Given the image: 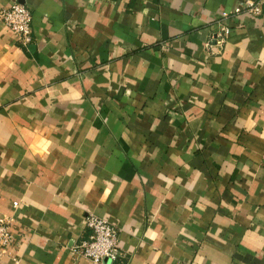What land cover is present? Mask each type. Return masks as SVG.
<instances>
[{"label":"crops","instance_id":"0c3cea01","mask_svg":"<svg viewBox=\"0 0 264 264\" xmlns=\"http://www.w3.org/2000/svg\"><path fill=\"white\" fill-rule=\"evenodd\" d=\"M246 0H0L1 264H95L86 217L116 225L113 264H264V12Z\"/></svg>","mask_w":264,"mask_h":264},{"label":"built area","instance_id":"2783aa9c","mask_svg":"<svg viewBox=\"0 0 264 264\" xmlns=\"http://www.w3.org/2000/svg\"><path fill=\"white\" fill-rule=\"evenodd\" d=\"M264 12V0H246L233 12L223 13L217 22L216 30L211 35L207 46L214 54L222 53L227 43L231 27L228 21L234 16L248 14L261 16ZM0 20L19 38L24 47L33 43V14L22 3H16L1 12ZM13 220L9 217L0 219V264L9 253L14 242L12 234ZM88 237L73 244L71 251L77 257H83L95 264H113L124 256L120 246V229L108 220L95 214L86 217Z\"/></svg>","mask_w":264,"mask_h":264}]
</instances>
